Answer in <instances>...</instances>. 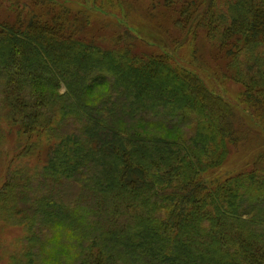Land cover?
Wrapping results in <instances>:
<instances>
[{
    "label": "trees",
    "instance_id": "1",
    "mask_svg": "<svg viewBox=\"0 0 264 264\" xmlns=\"http://www.w3.org/2000/svg\"><path fill=\"white\" fill-rule=\"evenodd\" d=\"M18 1L0 0V132L17 142L36 133L39 146L25 153L41 161L25 174L35 182L0 209L39 255L21 264H264V152L221 187L202 178L239 146L238 110L167 51L134 53L129 25L136 11L161 29V9L178 39L212 44L222 79L247 85L258 97L246 103L264 114V0H180L179 10L175 0L148 9L108 0L123 22L60 0H26L35 8L16 14ZM96 5L85 7L104 11ZM97 20L112 29L97 37L106 43L82 34ZM257 51L252 65L240 59ZM189 128L198 133L184 135ZM43 134L52 145L37 154ZM219 187L217 201H205Z\"/></svg>",
    "mask_w": 264,
    "mask_h": 264
},
{
    "label": "rangeland",
    "instance_id": "2",
    "mask_svg": "<svg viewBox=\"0 0 264 264\" xmlns=\"http://www.w3.org/2000/svg\"><path fill=\"white\" fill-rule=\"evenodd\" d=\"M60 1H63L67 8L71 7L74 10H77L80 7L96 18L102 19L103 17H107L103 19L116 22H118V17L121 22H123L124 19L120 10L110 9L108 0H97V8L102 7L104 11H91L87 9L85 4L88 0ZM80 2H82V4ZM133 2L137 3V6H140L143 9H148L152 7H163L162 4L164 3V0H133ZM173 3L175 8L179 10L181 1L175 0ZM10 4L11 3H6L7 6ZM18 4L19 6H17L14 11L16 14L19 13L20 10L26 13L35 8L32 4H28L26 0H19ZM4 10L5 9L3 8V12ZM155 11L154 14L159 15V21L164 26L161 29H157V26L153 22L136 16L138 15L136 11H133L135 15L130 14L133 19H129V25L132 26L134 34L138 40L130 46L132 51L134 53H144L151 47L150 50L155 53L167 51L169 54H172L182 65L194 70L213 94L221 96L226 102L238 110L237 112L243 121L242 140L239 146L230 145L231 151L228 156L229 160L218 170L214 171L213 175L209 176L206 172L202 175V178L209 177V180H211L212 183L218 182L221 187L226 181L232 180L239 174L253 170V165L259 154L264 152V114L256 111L253 102L251 104L246 103L247 101H250L251 96H258L254 91L247 89V85H243L232 78L222 79V74L219 72L212 59L208 57V54H210L209 56L212 58L211 53L215 50L214 48L212 49V44L209 41L205 39H194L192 35L188 33L185 34V36L180 33V39H178L176 31L169 25V20L164 21V18L159 14L163 13V11L161 9ZM113 12H117V15H114ZM97 21L98 23L95 26L90 27L82 34L98 42L106 43L109 40H106L105 42L103 41L104 38L98 40L97 37L98 35L105 34L112 29L106 28L105 24L100 20ZM192 38L195 40V48L189 44ZM143 43H146L148 47H145ZM163 46H166L167 48H162ZM256 58H262L260 51L255 53H244L240 56V59L245 61L247 66L252 65V62ZM219 64L226 68L224 62H219ZM216 71L219 77L216 75ZM237 71L240 72L241 70L237 69ZM3 112V107H0V114H6ZM200 124L203 123H199V125ZM40 130L50 132L44 129ZM196 133H198L197 130L189 128L184 135L194 137ZM36 136V133L29 134L25 136V139L22 142H17L15 137L6 133V130L0 132V149H2L0 154V209L6 206H12V200L16 196L15 188L21 186V184L30 186L35 182V176L31 179L25 176L27 172H31L32 174H38L40 172L41 161L38 158L36 160V158L33 157L34 151L25 153L30 147L34 146L35 143L39 146V142H36ZM40 140L42 141V144L37 148V154L42 153L44 149L43 146L52 145L45 134L42 135ZM219 141L220 140H218V142ZM219 147L220 145L216 146V148ZM20 153L23 155H20ZM220 187L214 190L215 197L207 198L205 201H208L209 203L217 201L220 197ZM222 204L225 205L224 202H222ZM206 211L211 214L210 217H216L218 213V210L214 205H209L206 208ZM226 211V207L220 209L221 214ZM13 213L16 214L18 211L13 210ZM9 216L10 211H0V264L26 263L28 261V256L31 253L36 257H39L38 253L36 251L34 252L33 242L30 241L29 233H27L25 227H23V225L14 224L13 221L9 219ZM16 217L21 219L20 216ZM52 235L55 236V233L49 232L46 239H53ZM35 262H38V258L35 259Z\"/></svg>",
    "mask_w": 264,
    "mask_h": 264
}]
</instances>
